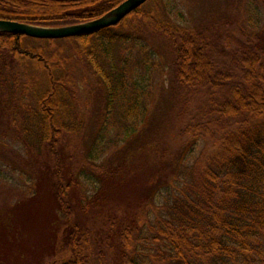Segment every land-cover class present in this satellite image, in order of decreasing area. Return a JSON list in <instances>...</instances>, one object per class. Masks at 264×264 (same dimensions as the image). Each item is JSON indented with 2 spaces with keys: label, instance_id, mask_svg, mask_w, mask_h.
Returning <instances> with one entry per match:
<instances>
[{
  "label": "trees",
  "instance_id": "16d2710c",
  "mask_svg": "<svg viewBox=\"0 0 264 264\" xmlns=\"http://www.w3.org/2000/svg\"><path fill=\"white\" fill-rule=\"evenodd\" d=\"M123 1L0 0V20L66 27L99 18ZM257 1L264 19V0ZM211 25L173 23L148 0L117 25L85 36L42 40L0 33V111L2 100L17 103L16 129L19 124L23 137L53 161V198L66 222L56 246L69 254L62 264H87L94 256L68 198L77 182L66 175V143L60 144L63 135L83 131L89 80L81 67L103 89L101 131L112 127L116 140L126 139L143 120L144 88L160 56L171 69L177 104L202 105L187 120L178 112L177 137L203 145L185 170L173 216L155 214V228L151 203L119 232L120 262L139 264L147 228L161 261L163 246L176 264H264V20L261 29L238 35L230 24ZM124 184L118 169L104 170L96 193L79 199L81 210L105 204L104 187Z\"/></svg>",
  "mask_w": 264,
  "mask_h": 264
},
{
  "label": "rangeland",
  "instance_id": "374dc122",
  "mask_svg": "<svg viewBox=\"0 0 264 264\" xmlns=\"http://www.w3.org/2000/svg\"><path fill=\"white\" fill-rule=\"evenodd\" d=\"M155 3L173 23L194 28L230 24L227 29L234 35L240 29L259 30L264 20L257 0H155ZM159 62L144 88L149 94L144 101L143 120L132 136L117 140L112 127L101 131L105 110L103 89L81 67L89 80V90L83 94V131L63 135L60 144L66 143V175L77 182L69 190L68 198L81 233L88 235L92 256L94 252L92 262L96 264H121L119 232L137 222L149 204L156 208V212L150 213L155 228L156 215L165 219L173 216L176 198H182L185 170L203 145L177 137L181 123L178 112L187 120L201 112L202 105L199 100L177 104L171 89V69L164 56H160ZM1 106L4 110L0 111V264H62L69 254L56 246L66 222L53 198V161L40 151L35 141L23 137L19 124L20 130L16 129L19 105L5 99ZM160 153L163 157L157 158ZM111 169L119 170L125 184L115 189L104 187L106 203L92 206L84 213L79 199L94 195L99 188L100 173ZM143 233L137 248L139 264H176L169 261L170 251L163 246L160 249L165 260L156 258L157 246L151 230L146 228ZM100 251L102 255H98Z\"/></svg>",
  "mask_w": 264,
  "mask_h": 264
},
{
  "label": "water",
  "instance_id": "95a60500",
  "mask_svg": "<svg viewBox=\"0 0 264 264\" xmlns=\"http://www.w3.org/2000/svg\"><path fill=\"white\" fill-rule=\"evenodd\" d=\"M148 0H125L105 15L77 25L43 28L24 23L0 20V33L23 35L33 39L56 40L85 36L117 25L127 15Z\"/></svg>",
  "mask_w": 264,
  "mask_h": 264
}]
</instances>
